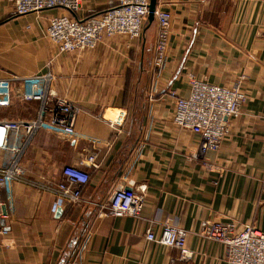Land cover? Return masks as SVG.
I'll return each mask as SVG.
<instances>
[{
  "label": "crops",
  "instance_id": "1",
  "mask_svg": "<svg viewBox=\"0 0 264 264\" xmlns=\"http://www.w3.org/2000/svg\"><path fill=\"white\" fill-rule=\"evenodd\" d=\"M81 1V17L115 5ZM157 9L172 15L161 68L153 63L157 23L140 39L59 54L45 29L62 11L19 16L0 0V79H14L12 105L0 109V119H35L41 104L21 98L20 79L50 71L56 93L80 110L73 137L40 130L28 143L24 134L14 139L24 149L20 166L28 180L41 170L54 184L67 166L90 175L81 206L27 182L4 190L8 215L0 228L9 229L13 246L0 235V264H227L225 245L207 239L206 227L264 231V0H158ZM242 75L248 100L230 135L218 151L201 153L200 138L173 123L170 92L187 97L191 77L232 86ZM17 157L0 151V167ZM133 184L147 188L140 219L98 217L119 187ZM166 221L187 230L190 262L147 240Z\"/></svg>",
  "mask_w": 264,
  "mask_h": 264
},
{
  "label": "built area",
  "instance_id": "2",
  "mask_svg": "<svg viewBox=\"0 0 264 264\" xmlns=\"http://www.w3.org/2000/svg\"><path fill=\"white\" fill-rule=\"evenodd\" d=\"M19 16L41 13L57 9L62 13L52 17L45 29V36L56 46L59 54L95 49L103 42L126 37L140 39L149 16L150 0H112L115 5L102 14L79 16L82 10L81 0H9ZM156 41L154 44V67L161 68L167 59L171 34L172 15L168 11L156 10ZM12 78L0 79V109L12 105ZM23 89L21 98L26 102L37 101L41 104L38 116L29 121L0 119V151L16 152L18 157L7 167H0V217L3 213L2 193L11 185L27 182L33 187L54 191L59 200H67L73 205L85 203L82 192L89 183V174L74 166L62 171L63 179L54 184L50 178L37 171L31 180L20 166V157L24 149L16 146L15 140L21 134L27 143L40 130L58 132L70 137L75 135V123L79 108L68 99L59 96L52 87L54 76L50 72L40 73L20 79ZM246 76H240L232 86L213 85L190 78V91L187 97L171 91L174 99L172 121L182 129L190 130L200 138V152L218 151L231 133L230 121L238 116L248 100L245 89ZM194 157H197L195 155ZM88 162L94 166L95 157ZM134 187V188H133ZM146 186L123 187L98 207L99 218H121L130 216L140 219L145 207ZM114 192V193H115ZM9 229L0 228L6 248H12ZM207 239L219 242L226 247L227 264H264V231L253 226L237 230L232 223H214L203 230ZM147 240L178 251L179 260L190 262L194 252L188 247V232L177 222L163 225L161 235H155L150 229Z\"/></svg>",
  "mask_w": 264,
  "mask_h": 264
},
{
  "label": "water",
  "instance_id": "3",
  "mask_svg": "<svg viewBox=\"0 0 264 264\" xmlns=\"http://www.w3.org/2000/svg\"><path fill=\"white\" fill-rule=\"evenodd\" d=\"M157 1L158 0H150V5H149V16L146 22V28H149L153 25H155L156 20H155V12L157 10ZM123 187H119L116 192L120 191ZM116 192L113 193L112 195V200H114L116 196ZM3 213L4 215H8L7 207L6 205L3 206Z\"/></svg>",
  "mask_w": 264,
  "mask_h": 264
},
{
  "label": "trees",
  "instance_id": "4",
  "mask_svg": "<svg viewBox=\"0 0 264 264\" xmlns=\"http://www.w3.org/2000/svg\"><path fill=\"white\" fill-rule=\"evenodd\" d=\"M109 9H110V8H109ZM109 9H107V10H109ZM107 10H105V11H107ZM105 11H103V12H101V13L92 14L91 16H95V15H98V14H102V13H104ZM89 177H90V175H89Z\"/></svg>",
  "mask_w": 264,
  "mask_h": 264
}]
</instances>
